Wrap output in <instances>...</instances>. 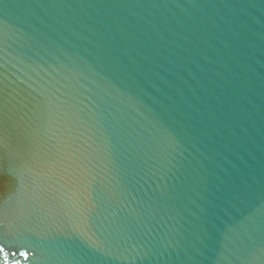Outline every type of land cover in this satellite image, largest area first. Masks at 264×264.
<instances>
[{
	"label": "water",
	"instance_id": "water-1",
	"mask_svg": "<svg viewBox=\"0 0 264 264\" xmlns=\"http://www.w3.org/2000/svg\"><path fill=\"white\" fill-rule=\"evenodd\" d=\"M0 264H264V0H0Z\"/></svg>",
	"mask_w": 264,
	"mask_h": 264
}]
</instances>
